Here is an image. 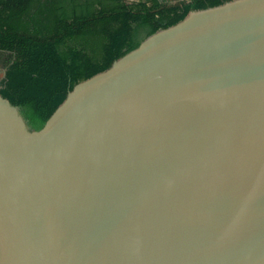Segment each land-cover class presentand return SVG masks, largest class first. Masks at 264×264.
Instances as JSON below:
<instances>
[{
	"label": "water",
	"instance_id": "water-1",
	"mask_svg": "<svg viewBox=\"0 0 264 264\" xmlns=\"http://www.w3.org/2000/svg\"><path fill=\"white\" fill-rule=\"evenodd\" d=\"M0 264H264V0L189 11L38 130L0 96Z\"/></svg>",
	"mask_w": 264,
	"mask_h": 264
},
{
	"label": "trees",
	"instance_id": "trees-1",
	"mask_svg": "<svg viewBox=\"0 0 264 264\" xmlns=\"http://www.w3.org/2000/svg\"><path fill=\"white\" fill-rule=\"evenodd\" d=\"M226 1L188 0L167 8L158 0H0V52L12 57L0 96L38 130L75 84L189 11Z\"/></svg>",
	"mask_w": 264,
	"mask_h": 264
},
{
	"label": "rangeland",
	"instance_id": "rangeland-1",
	"mask_svg": "<svg viewBox=\"0 0 264 264\" xmlns=\"http://www.w3.org/2000/svg\"><path fill=\"white\" fill-rule=\"evenodd\" d=\"M134 0H128L131 2ZM159 2H163L167 8L178 6L181 2H187L188 0H158ZM100 48L98 46H94V54H98ZM12 62V57L9 53L0 52V86L5 76V71L8 65Z\"/></svg>",
	"mask_w": 264,
	"mask_h": 264
}]
</instances>
